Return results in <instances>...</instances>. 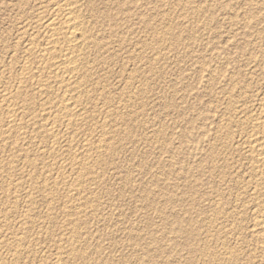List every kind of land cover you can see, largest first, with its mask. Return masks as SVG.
<instances>
[{
	"label": "rangeland",
	"instance_id": "1",
	"mask_svg": "<svg viewBox=\"0 0 264 264\" xmlns=\"http://www.w3.org/2000/svg\"><path fill=\"white\" fill-rule=\"evenodd\" d=\"M74 1L90 37L83 51L86 116L74 129L58 128L55 141L39 126L56 113L64 88L41 90L21 69L37 68L30 44L44 42L39 24L65 0H0V105L1 93L13 92L22 76L18 104L32 105L21 121L27 143L0 142V164L13 165L7 175L0 172V264H264V227L258 240L253 227L264 195L251 200L260 169L245 143L252 132L247 121L264 104V0ZM18 244L24 247L15 257ZM71 246L77 260L66 258Z\"/></svg>",
	"mask_w": 264,
	"mask_h": 264
},
{
	"label": "bare ground",
	"instance_id": "2",
	"mask_svg": "<svg viewBox=\"0 0 264 264\" xmlns=\"http://www.w3.org/2000/svg\"><path fill=\"white\" fill-rule=\"evenodd\" d=\"M53 1V0H52ZM80 1V0H79ZM82 2V1H81ZM126 3V2H125ZM78 3L75 2L74 0H65V2L59 6H55V8H52V13L49 14L50 16H48L47 19H45V21L41 24H39V29L37 28V25H36V28L38 30H40L39 32H42L43 35H44V42L41 44V45H35L36 43H34L32 40L31 44L30 42H28L30 44V48H29V52L35 56L37 58V68H33V65L31 66L30 64L29 65H25L24 64V67L21 69V72L23 73L22 75H24V78L25 80L28 79V80H33L35 81V79H37V84L40 86L39 89L42 87L43 89H51L52 86L54 85H58L60 86L61 88H64V94H62L58 99L57 101L52 104H54V108H56V113L53 114L51 111L50 113L52 114H48L47 116H43L42 118V121L44 120V122L42 123H45V124H42L40 127V131H44V132H47L49 135L51 140H57V137L59 135L56 134V131L58 130V128H61L62 126H65V127H70V128H73V127H78V125L80 124L81 121H83L85 118L84 116V104H83V98L86 96V93H87V87H86V83H83V79L86 80V78H88V74L86 73L85 69H84V66H83V58L84 57V49H86L87 45H88V42L90 40V37L88 36L89 33H88V29L86 27V24L84 22V18L81 14V11L82 9L80 10V8L78 7L77 5ZM82 4V3H81ZM112 5V4H111ZM86 7V6H85ZM91 7V6H90ZM125 12V11H124ZM108 13V12H107ZM200 13V12H199ZM111 14V13H110ZM44 15V14H43ZM105 15V14H104ZM85 16V14H84ZM88 16V14H87ZM114 16V15H113ZM112 16V17H113ZM108 17H111V15L108 14ZM106 18V17H105ZM40 19V18H39ZM84 19V20H83ZM112 19V18H111ZM108 20V19H107ZM43 21V20H42ZM41 21V22H42ZM109 21V20H108ZM114 22V21H113ZM171 24V23H170ZM169 26V25H168ZM171 26V25H170ZM93 27V26H92ZM175 27V26H174ZM90 28V27H89ZM36 29V30H37ZM93 29V28H92ZM171 29V28H170ZM37 30V31H38ZM90 31V30H89ZM37 32V34L39 33ZM41 33V35H42ZM96 33V32H95ZM98 33V32H97ZM28 34V33H27ZM40 34V33H39ZM96 35V34H95ZM179 35V34H178ZM26 36V35H25ZM32 37V36H31ZM36 37V36H35ZM43 37V36H42ZM173 37V36H172ZM171 39H175V37H173ZM22 38V37H21ZM30 38V37H29ZM106 38V37H105ZM174 39L172 41H174ZM42 40V41H43ZM183 40V39H182ZM117 42V41H116ZM115 42V43H116ZM175 42V41H174ZM181 42V41H180ZM183 42V41H182ZM178 43V42H176ZM110 44V43H109ZM91 45V44H90ZM89 45V47H90ZM179 45V44H178ZM29 46V45H28ZM180 48V47H179ZM28 49V48H26ZM150 49V48H149ZM11 50V49H10ZM87 50V49H86ZM90 50V49H89ZM21 54V53H20ZM89 54V53H88ZM27 56V55H26ZM15 57V56H13ZM25 57V56H24ZM90 57V56H89ZM31 59H29L30 61ZM36 60V59H35ZM33 61V60H32ZM31 62V61H30ZM36 63V62H35ZM16 64V63H15ZM33 64V63H32ZM21 65V64H20ZM89 65V63H88ZM36 66V65H35ZM36 71H35V70ZM9 70V69H8ZM92 71V70H91ZM91 73V72H90ZM93 73V72H92ZM12 74V73H11ZM4 75V74H3ZM19 77V76H18ZM27 77V78H26ZM90 77V76H89ZM92 77V76H91ZM24 78L22 76V79L20 78V81H24ZM14 79V78H13ZM10 80V79H9ZM98 80V79H97ZM144 80V79H143ZM21 81V84H19L17 86V88L13 91V92H7V91H3L5 94L4 96H2L3 94L1 93V98L3 97V101L1 102V105H2V109H3V114H5L6 116V119L5 120H1L0 119V142H6L7 140L10 139H13V137H15L16 141H21L22 139H27V133L26 131L24 133H22V126H21V123H24V122H21L22 119L25 117V111L27 108L30 109L32 107V105H26L27 108H24L22 106H20V103L18 104L19 100H23L24 98V95L23 94V82ZM83 81V82H82ZM28 82V81H27ZM25 82V83H27ZM36 82V81H35ZM92 82V81H91ZM20 83V82H19ZM32 82H30L31 84ZM36 84V85H37ZM28 85V84H27ZM35 86V85H34ZM14 87V86H13ZM25 88V87H24ZM32 88V87H31ZM41 88V90H43ZM56 88V87H55ZM59 88V87H58ZM96 88H99V87H96ZM133 88V87H132ZM30 89V88H29ZM54 89V88H53ZM100 89V88H99ZM3 90V89H2ZM28 90V89H27ZM56 91V90H55ZM59 91V90H58ZM91 91V90H90ZM93 91V90H92ZM132 91V90H131ZM135 91V90H134ZM124 92V91H123ZM40 93V92H39ZM61 93V92H60ZM96 93V91H95ZM99 93V92H98ZM97 93V94H98ZM133 93V92H132ZM38 94V93H37ZM49 94V93H48ZM125 94V93H124ZM39 95V94H38ZM60 95V94H59ZM127 95V94H126ZM134 95V94H133ZM33 96V95H32ZM43 96H45L43 94ZM58 96V95H57ZM137 96V95H136ZM48 97V96H47ZM120 97V96H119ZM138 97V96H137ZM38 98V97H36ZM45 98V97H44ZM43 98V99H44ZM101 98V97H100ZM111 98V97H110ZM127 98V97H126ZM130 98V97H129ZM30 99V98H29ZM50 99V98H48ZM33 99H31L32 101ZM98 100V99H97ZM132 100V99H131ZM30 101V100H29ZM30 101V102H31ZM40 101V100H39ZM55 101V100H54ZM53 101V102H54ZM103 101V100H102ZM111 101V100H110ZM48 102V100H47ZM50 102V101H49ZM85 102V101H84ZM96 102V100H95ZM100 102V101H99ZM109 102V101H108ZM130 102V101H129ZM263 102V101H262ZM24 103V102H23ZM23 103H21V105H23ZM91 103V102H90ZM126 103V102H125ZM49 104V103H48ZM0 105V106H1ZM36 105V104H35ZM88 105V104H87ZM91 105V104H89ZM96 105V104H95ZM99 105V104H98ZM109 105V104H107ZM120 105V104H119ZM263 105V108L261 107V112L255 116H253L251 119H249V121H247V125L248 128L250 127L251 128V134L246 138L245 140V143L248 145V151L247 153L249 154L247 157L249 160H251V162L254 164V168H257V169H260V172L257 174V182H256V185L255 187L253 188L252 190V193H251V200L252 202L254 201L253 205L256 204L255 202H258L261 200V198L263 197L264 195V104ZM25 106V105H24ZM34 106V105H33ZM53 106V105H51ZM113 106V105H112ZM245 106V105H243ZM46 107V106H45ZM115 107V106H114ZM113 107V108H114ZM129 107V106H128ZM1 108V107H0ZM53 108V107H52ZM107 108V107H106ZM112 108V107H111ZM122 108V107H121ZM135 108V107H134ZM32 109V108H31ZM88 109V108H87ZM85 108V110H87ZM94 109V107H93ZM105 109V108H104ZM123 109V108H122ZM33 110H34V107H33ZM50 110V109H48ZM46 109V111H48ZM106 110V109H105ZM108 110V109H107ZM111 110V109H110ZM2 111V110H1ZM40 111V110H39ZM43 112L45 110H42ZM89 111V110H88ZM34 112V111H33ZM91 112V111H90ZM102 112V111H101ZM111 112V111H110ZM115 112V111H114ZM120 112V111H119ZM1 113V112H0ZM29 113V112H28ZM32 113V112H31ZM36 113V112H34ZM41 113V112H40ZM95 113V112H93ZM105 113V112H104ZM125 113V112H123ZM30 114V113H29ZM42 114H45V113H42ZM41 114V115H42ZM109 114V113H108ZM113 114V113H112ZM127 114V113H126ZM36 114H34L35 116ZM129 115V114H128ZM3 116V115H2ZM39 116V114H38ZM97 116V115H96ZM101 116V115H100ZM112 116V115H110ZM251 116V115H250ZM31 117V116H29ZM28 117V118H29ZM99 117V116H98ZM97 117V118H98ZM107 117V116H106ZM125 117V116H124ZM27 118V119H28ZM32 119L34 118L33 117V114H32ZM30 118V119H31ZM94 118H95V115H94ZM114 118V116H113ZM118 118V117H117ZM250 118V117H249ZM4 119V118H2ZM29 119V120H30ZM31 119V120H32ZM35 119V118H34ZM39 119H41V117H39ZM38 119V120H39ZM88 119V118H87ZM91 119V118H90ZM107 119V118H106ZM105 119V120H106ZM116 119V118H115ZM124 119V118H123ZM231 119V118H230ZM28 120V121H29ZM111 120V119H110ZM117 120V119H116ZM86 121V120H85ZM89 121V120H88ZM92 121V120H90ZM96 121V120H95ZM31 122V121H29ZM28 122V123H29ZM87 122V121H86ZM102 122V121H101ZM124 122V121H123ZM243 122V121H242ZM85 123V122H84ZM89 123V122H88ZM111 123V122H110ZM246 122H244L245 124ZM94 124V123H93ZM103 124V123H102ZM220 124V123H219ZM35 125V124H34ZM33 125V126H34ZM38 125V124H37ZM40 125V124H39ZM81 125V124H80ZM87 125V124H86ZM95 125V124H94ZM24 126V125H23ZM89 126V125H88ZM91 126V125H90ZM106 126V125H104ZM112 126V125H111ZM121 126V124H120ZM238 126V125H237ZM27 127V126H26ZM38 127V126H37ZM35 127V128H37ZM38 127V128H39ZM86 127V126H85ZM247 127V126H246ZM25 128V127H24ZM32 128V127H31ZM34 128V129H35ZM63 129V128H62ZM74 129V128H73ZM85 129V128H83ZM96 129V128H95ZM120 129V128H119ZM28 130V128H27ZM33 130V128H32ZM106 130V129H105ZM117 130V129H116ZM250 130V129H249ZM36 131V130H35ZM39 131V130H38ZM39 131V133H40ZM90 131V130H89ZM98 131V130H97ZM243 131V130H242ZM43 132V133H44ZM59 132V131H58ZM69 132V131H68ZM118 132V131H117ZM26 133V134H25ZM30 133V132H29ZM32 133V132H31ZM34 133V132H33ZM38 133V134H39ZM71 133V132H70ZM86 133V132H85ZM98 133V132H97ZM101 133V132H100ZM112 133V132H111ZM245 133V132H244ZM249 133V132H248ZM35 134V133H34ZM42 134V133H41ZM69 134V133H68ZM82 134V133H81ZM108 133L106 134H102L103 135V139L106 138ZM25 135V136H24ZM43 135V134H42ZM45 135V134H44ZM57 135V136H56ZM62 135V134H61ZM64 135V133H63ZM86 135V134H85ZM88 135V134H87ZM95 135V133L93 134ZM36 136V135H35ZM71 136V134H70ZM77 136V135H76ZM111 136V135H110ZM114 136V135H113ZM116 136V135H115ZM26 137V138H25ZM33 137V135H32ZM44 137V136H43ZM46 137V136H45ZM66 137V136H65ZM82 137V136H81ZM85 137V136H84ZM93 137V136H91ZM109 137V136H108ZM119 137V136H118ZM63 138V137H62ZM87 138V137H86ZM31 138H29L30 140ZM34 139V138H33ZM39 139V138H38ZM61 139V138H59ZM58 139V140H59ZM65 139V138H64ZM63 139V140H64ZM70 139V138H69ZM89 139V138H87ZM96 139V138H95ZM28 140V141H29ZM62 140V141H63ZM74 140V139H72ZM86 140V139H85ZM84 140V141H85ZM8 141V142H10ZM33 141V140H32ZM38 141V140H37ZM48 141L49 138H48ZM55 141H53V143H55ZM71 141V140H70ZM88 141V140H86ZM90 141L91 138H90ZM106 141L103 140L101 142H104ZM15 142V141H14ZM22 143L24 142L21 141ZM26 142V141H25ZM24 142V143H25ZM46 142V141H45ZM74 142V141H72ZM79 142V141H78ZM96 142V141H95ZM107 142V141H106ZM110 142V141H109ZM7 143V142H6ZM27 143V142H26ZM31 143V142H30ZM39 143V142H38ZM37 143V144H38ZM52 143V142H51ZM69 143V142H68ZM71 143V142H70ZM76 143V142H75ZM105 143V142H104ZM36 144V145H37ZM41 144V142H40ZM39 144V148L42 146ZM43 144V143H42ZM58 144V143H57ZM67 144V143H66ZM77 144V143H76ZM83 144V142H82ZM86 144V142H85ZM95 144V143H93ZM101 144V143H99ZM98 144V145H99ZM106 144V143H105ZM4 145V144H3ZM6 145V144H5ZM4 145V146H5ZM30 145V144H29ZM32 145V144H31ZM35 145V144H33ZM35 145V146H36ZM56 144H54L55 146ZM59 145H60V142H59ZM58 145V146H59ZM71 145V144H68V146ZM74 145V144H73ZM84 145V144H83ZM89 145V143H88ZM107 145V144H106ZM16 146V145H15ZM48 146V144L46 145ZM72 146V145H71ZM93 146V145H92ZM96 146V145H95ZM101 146V145H100ZM13 147V146H12ZM22 148V146H20ZM26 147V146H24ZM30 147V146H29ZM43 147V146H42ZM45 147V146H44ZM62 147V146H61ZM80 147V146H79ZM88 147V146H87ZM86 147V148H87ZM115 147V146H114ZM14 148V147H13ZM20 148V149H21ZM28 148V147H27ZM32 148V147H31ZM35 148V147H34ZM39 148L37 150H39ZM49 149V147H46ZM52 148V147H51ZM59 148V147H58ZM63 148V147H62ZM73 148V147H71ZM89 148V147H88ZM91 148V147H90ZM89 148V149H90ZM97 148V147H96ZM101 150L103 151V149L106 148V146H104V144H102V147H100ZM33 149V148H32ZM36 149V148H35ZM44 149V148H41V150ZM56 149V148H55ZM82 149V148H81ZM24 150V149H23ZM54 150V149H53ZM74 150V149H73ZM72 150V151H73ZM98 150L99 147H98ZM246 150V149H245ZM3 151V150H2ZM1 151V152H2ZM8 151V150H7ZM45 151V150H44ZM47 151V150H46ZM52 151V150H51ZM58 151V150H57ZM67 151V150H66ZM69 151V149H68ZM71 151V150H70ZM87 151V150H86ZM93 151V150H92ZM95 151V150H94ZM97 151V150H96ZM101 151V152H102ZM110 151V150H109ZM19 152V151H18ZM39 152V151H37ZM48 152V151H47ZM55 152V151H54ZM63 152V151H62ZM91 152V151H90ZM245 152V151H244ZM14 153V151H13ZM43 153V152H42ZM77 153V152H76ZM92 153V152H91ZM90 153V154H91ZM94 153V152H93ZM96 153V152H95ZM113 153V152H111ZM1 154V153H0ZM3 154V153H2ZM52 154V153H51ZM65 154V153H64ZM75 154V153H74ZM78 154V153H77ZM76 154V155H77ZM84 154V153H83ZM86 154V153H85ZM11 155V154H9ZM25 155V154H23ZM28 155V154H27ZM44 155V154H43ZM87 157L89 156L88 154H86ZM1 156V155H0ZM36 156V155H35ZM42 156V155H41ZM65 156V155H64ZM71 156V155H70ZM75 156V155H73ZM93 156V155H91ZM95 156V155H94ZM94 156L93 158H91L92 160H94ZM98 155H96L95 159H98L100 157H97ZM100 156V155H99ZM102 156V155H101ZM6 157V156H5ZM28 157V156H27ZM49 157H51L49 155ZM72 157V156H71ZM80 157V156H79ZM86 157V158H87ZM110 157V156H109ZM3 158V157H2ZM12 158V157H11ZM14 158V157H13ZM19 158V157H18ZM34 158V156H33ZM31 158V159H33ZM46 158V157H45ZM73 158V157H72ZM15 159V158H14ZM24 159V158H23ZM37 159V158H36ZM53 159V158H52ZM60 159V158H59ZM82 159H84L85 161V157H83ZM89 160H91L90 158H87ZM103 159V158H102ZM246 159V158H245ZM91 160V161H92ZM106 160V159H104ZM11 161V160H9ZM18 161V160H17ZM70 161H72L73 165H81V166H77V167H82L81 169L82 170H85V171H89L90 170V166L86 165L85 162H81L80 160H72L70 159ZM69 161V162H70ZM83 161V160H82ZM98 161V160H97ZM96 161V163L98 164V162ZM103 161V160H102ZM21 162V161H20ZM32 162V161H31ZM36 162V161H35ZM34 162V163H35ZM94 162V161H93ZM106 162V161H105ZM109 162V161H108ZM13 163V162H12ZM15 163V162H14ZM37 163V162H36ZM46 163V161H45ZM48 163V162H47ZM87 163V162H86ZM89 163V162H88ZM111 163V162H110ZM10 164V163H9ZM9 164H6L5 161L4 163L0 164V172L2 174H4L7 170V167L9 166ZM54 164V163H53ZM62 164V163H61ZM65 164V163H64ZM12 165V164H11ZM10 165V166H11ZM30 164H28L29 166ZM60 165V164H59ZM58 165V166H59ZM66 165V164H65ZM69 165V164H68ZM109 165V164H108ZM9 166V167H10ZM13 166V165H12ZM11 166V167H12ZM96 166V165H94ZM99 166V165H98ZM37 167V166H36ZM44 167V166H43ZM50 167V166H49ZM61 167V166H60ZM65 167V166H64ZM106 167V166H105ZM19 168V167H18ZM31 168V167H30ZM29 168V170H30ZM34 168V166H33ZM67 168V167H66ZM10 169V168H9ZM43 169V168H42ZM51 169V168H50ZM56 169V168H55ZM70 169V168H69ZM68 169V170H69ZM103 169V168H102ZM16 170V169H15ZM35 170V169H34ZM79 170V169H78ZM97 169H95L96 171ZM100 170V169H99ZM98 170V171H99ZM14 170H12L13 172ZM33 171V170H32ZM31 171V172H32ZM52 171V170H51ZM71 171V170H70ZM105 171V170H104ZM42 172V171H41ZM60 172V171H59ZM15 173V172H14ZM47 173V172H46ZM61 173V172H60ZM90 173V172H89ZM100 173V171H99ZM255 173V172H254ZM2 174L0 175L1 178L3 177ZM7 175V173H5ZM48 174V173H47ZM64 174V173H63ZM73 174V173H72ZM78 174V173H77ZM91 174V173H90ZM89 174V175H90ZM97 174V173H96ZM103 174V173H102ZM10 175V174H9ZM49 175V174H48ZM47 175V176H48ZM81 175V174H80ZM79 175V176H80ZM84 175V174H83ZM87 175V174H86ZM42 176V175H41ZM56 176H58L56 174ZM103 176V175H102ZM232 176V175H231ZM9 177V176H8ZM7 177V178H8ZM28 177H31V176H28ZM43 177V176H42ZM67 177V176H65ZM83 177V176H81ZM233 177V176H232ZM14 178V176H13ZM33 178V177H32ZM71 178V177H70ZM79 178V177H78ZM96 178V177H95ZM101 178V177H100ZM103 178V177H102ZM15 179V178H14ZM47 179V178H46ZM54 179V178H53ZM79 179H82V178H79ZM253 179V178H252ZM251 179V180H252ZM1 180V179H0ZM4 180V179H3ZM43 180V179H42ZM45 180V179H44ZM67 180V179H66ZM9 183H10V180H8ZM7 181V182H8ZM76 181V179H75ZM90 181V180H89ZM37 182V181H36ZM46 182V181H45ZM62 182V181H61ZM73 182V180H72ZM91 182V181H90ZM94 182V181H93ZM41 183V182H40ZM83 183V182H82ZM103 183V182H102ZM236 183V182H235ZM1 184V183H0ZM5 184V183H4ZM3 184V185H4ZM35 184V183H34ZM37 184V183H36ZM64 184V183H63ZM84 184V183H83ZM95 184V183H94ZM2 185V186H3ZM7 185H10V184H7ZM39 185V184H38ZM76 185V184H74ZM73 185V186H74ZM96 185V184H95ZM94 185V186H95ZM37 186V185H36ZM35 186V187H36ZM46 186V185H45ZM52 186V185H51ZM50 186V187H51ZM55 186V185H54ZM78 186V185H77ZM92 186V185H91ZM15 187V186H14ZM19 187V186H18ZM17 187V188H18ZM31 187V186H30ZM59 187V186H58ZM72 187V186H71ZM86 187V186H85ZM90 187V186H89ZM6 188V186H5ZM9 188V187H8ZM7 188V189H8ZM34 188V187H32ZM66 188V187H65ZM78 190V187H76ZM91 188V187H90ZM89 188V189H90ZM94 188V187H93ZM97 188V187H96ZM247 188V187H246ZM83 189V188H82ZM81 189V190H82ZM25 190V189H23ZM39 190V189H38ZM41 190V189H40ZM55 190V189H54ZM60 190V189H59ZM62 190V189H61ZM60 190V191H61ZM80 190V189H79ZM91 190V189H90ZM250 190V189H249ZM14 191V190H13ZM74 191V189H73ZM97 191V190H96ZM9 192V191H8ZM11 192V191H10ZM49 192V191H48ZM78 192V191H75V193ZM248 192V191H247ZM16 193V192H15ZM39 193V192H38ZM36 193V194H38ZM42 193V192H41ZM46 193V192H44ZM89 193V192H88ZM93 193V192H91ZM241 193V192H240ZM14 194V193H13ZM32 194H33V191H32ZM34 194V195H36ZM51 195V193H49ZM57 194V193H56ZM78 194V193H77ZM10 195V194H9ZM20 195V194H19ZM25 195V194H24ZM64 195V194H63ZM82 195V194H81ZM80 195V196H81ZM229 195V194H228ZM249 195V194H248ZM15 196V195H14ZM26 196V195H25ZM29 196V195H28ZM31 196V195H30ZM29 196V197H30ZM54 196V195H53ZM247 196V195H245ZM17 197V196H16ZM21 197V196H20ZM49 197V196H48ZM51 197V196H50ZM73 197V196H72ZM79 197V195H78ZM93 197V196H92ZM52 198V197H51ZM68 198V197H67ZM71 198V197H70ZM84 198V197H83ZM98 198V197H97ZM241 198V196H240ZM6 199V198H5ZM42 200V198H40ZM39 199V200H40ZM75 199V198H74ZM96 199V198H95ZM217 199V198H216ZM245 199V198H244ZM29 200V198H28ZM69 200V199H68ZM86 200V199H85ZM99 200V199H98ZM97 200V201H98ZM241 200V199H240ZM239 200V201H240ZM95 201V200H94ZM237 201V200H236ZM19 202V201H18ZM29 202V201H28ZM33 202V201H32ZM35 202V201H34ZM56 202V201H55ZM62 202V201H61ZM99 202V201H98ZM250 202V201H249ZM17 203V202H15ZM37 203V202H36ZM53 203V202H52ZM80 203V202H79ZM90 203V202H89ZM92 203V202H91ZM94 203V202H93ZM97 203V202H96ZM248 204V202H245ZM12 204V202H11ZM60 204V203H59ZM236 204V203H235ZM37 205V204H36ZM40 205V204H38ZM42 205V204H41ZM46 205V204H45ZM91 205V204H90ZM93 205V204H92ZM44 206V205H43ZM81 206V205H80ZM97 206V205H95ZM99 206V205H98ZM97 206V207H98ZM219 206V205H217ZM247 206V205H246ZM264 206V204H263ZM263 206L258 203V205H256V208H254L253 210V215L256 216V219L255 221L253 220L254 223V229L256 230L255 232L257 233V240L259 239L258 237L260 236V233L259 231L257 230H262L263 227H264V217L262 218V214H263ZM38 207V206H37ZM58 207V206H57ZM69 207V206H68ZM72 207V206H71ZM70 207V208H71ZM82 207V206H81ZM245 207V206H244ZM253 207V206H252ZM2 208V206H1ZM49 208V207H48ZM83 208V207H82ZM85 208V207H84ZM88 208V207H87ZM250 208V207H249ZM10 209V208H9ZM21 209V208H20ZM32 209V207H31ZM66 209V208H65ZM69 209V208H68ZM12 210V209H11ZM10 210V212H11ZM67 210V209H66ZM65 210V211H66ZM80 210V208H79ZM86 210V208H85ZM93 210V208H92ZM96 210V209H95ZM247 210V209H246ZM88 211V210H87ZM250 211V210H249ZM46 212V211H45ZM49 212V211H48ZM53 212V211H52ZM68 212V211H67ZM80 212V211H79ZM85 212V211H84ZM242 212V211H241ZM21 213V212H20ZM34 213V212H33ZM65 212H63L64 214ZM7 214V213H6ZM71 214V213H70ZM85 214V213H84ZM82 214V215H84ZM89 214V213H88ZM239 214V213H238ZM46 215H47V212H46ZM218 215V214H217ZM264 215V214H263ZM2 216V215H1ZM10 216V215H9ZM8 216V217H9ZM77 216V214H76ZM261 216V217H260ZM29 217V215L27 216ZM33 217V216H32ZM39 217V216H38ZM45 217V216H44ZM43 217V218H44ZM65 217V215H64ZM82 217V216H81ZM241 217V215H240ZM246 217V216H245ZM5 218V217H4ZM25 218V217H24ZM46 218V217H45ZM51 218V217H50ZM72 218V217H71ZM76 218V217H75ZM260 218V219H259ZM2 219V218H1ZM6 219V218H5ZM18 219V218H17ZM54 219V217H53ZM52 219V220H53ZM65 219V218H64ZM74 219V218H73ZM81 219V218H79ZM78 219V220H79ZM211 219V217H210ZM239 219V218H238ZM14 220V219H13ZM37 220V219H36ZM233 220V219H232ZM244 220V219H243ZM7 221V220H6ZM16 221V220H15ZM43 221V220H41ZM235 221V220H234ZM237 221V220H236ZM27 222V221H26ZM30 222V221H29ZM40 222V221H38ZM51 222V221H50ZM245 222V221H244ZM52 223V222H51ZM70 223V222H69ZM229 223V222H228ZM16 224V223H15ZM23 224V223H22ZM29 224V223H28ZM39 224V223H38ZM17 225V224H16ZM36 225V224H35ZM42 225V224H41ZM64 225V224H63ZM72 225V224H71ZM79 225V224H77ZM208 225V224H207ZM210 225V224H209ZM234 225V224H233ZM244 225V224H243ZM30 226V225H29ZM32 226V225H31ZM239 226V225H238ZM11 227V226H10ZM15 227V226H14ZM23 227V226H22ZM37 227V226H36ZM73 227V226H72ZM2 228H4L2 226ZM9 228V227H7ZM70 228V227H69ZM76 228V227H75ZM80 228V227H79ZM87 228V227H86ZM5 229V228H4ZM14 229V228H13ZM25 229V228H23ZM62 229V228H61ZM71 229V228H70ZM232 229V228H231ZM237 229V228H236ZM3 230V229H2ZM6 230V229H5ZM12 230V229H11ZM18 230V229H17ZM21 230V229H20ZM30 230V229H29ZM39 230V228H38ZM45 230V229H44ZM63 230V229H62ZM74 230V229H73ZM53 231V230H52ZM244 231V230H243ZM263 231V230H262ZM2 232V231H1ZM13 232V231H12ZM34 232V231H33ZM79 232V231H78ZM253 231V233H255ZM16 233V232H15ZM30 233V232H29ZM39 233V232H38ZM44 233V232H43ZM42 233V234H43ZM53 233V232H52ZM81 233V232H80ZM88 233V231H87ZM255 233V234H256ZM264 233V232H263ZM8 234V233H7ZM33 234V233H32ZM62 234V233H61ZM75 234V233H74ZM233 234V233H232ZM9 235V234H8ZM11 235V234H10ZM37 235V234H36ZM46 235V234H45ZM72 235V234H71ZM14 236V235H13ZM19 236V235H18ZM51 236V235H50ZM64 236V234H63ZM80 236V235H79ZM78 236V238H79ZM228 236V235H226ZM7 237V236H6ZM9 237V236H8ZM7 237V238H8ZM24 237V236H23ZM33 237V236H31ZM83 237V236H82ZM207 237V236H206ZM237 237V236H236ZM16 238V236H15ZM20 238V237H19ZM34 238V237H33ZM32 238V239H33ZM77 238V237H76ZM85 238V237H84ZM211 238V237H210ZM261 238V237H260ZM18 239V238H17ZM24 239V238H23ZM22 239V240H23ZM29 239V238H28ZM62 239V237H61ZM75 239V238H74ZM208 239V238H207ZM206 239V240H207ZM64 240V239H63ZM61 240V241H63ZM70 241V239H68ZM78 240V239H77ZM80 240V239H79ZM78 240V241H79ZM1 241V240H0ZM72 241V240H71ZM87 241V240H86ZM208 241V240H207ZM244 241V240H243ZM24 242V241H23ZM52 242V241H51ZM4 243V242H3ZM7 243V242H5ZM11 243V242H10ZM18 243V242H17ZM21 243V242H20ZM25 243V242H24ZM27 243V242H26ZM64 243V242H63ZM62 243V244H63ZM74 243V242H73ZM76 243V242H75ZM14 244V243H13ZM22 244V243H21ZM40 244V243H39ZM58 244V243H57ZM79 244V243H78ZM257 244V243H256ZM9 245V243H8ZM7 245V247H8ZM19 245V244H18ZM15 245V248H14V245H13V249H14V255L15 257H17L20 253H21V248H23L21 245ZM24 245V244H23ZM32 245V244H31ZM60 245V244H59ZM71 245V244H70ZM260 245V244H259ZM11 246V245H10ZM9 246V247H10ZM21 246V247H20ZM35 246V245H34ZM79 246V245H78ZM87 246V245H86ZM208 246V245H207ZM236 246V245H235ZM62 247V246H61ZM64 247V246H63ZM68 247V246H67ZM82 247V246H81ZM225 247V246H224ZM254 247V246H253ZM3 248V247H2ZM31 248V247H30ZM256 248V247H255ZM259 248V247H258ZM264 248V247H263ZM9 249V248H8ZM11 249V248H10ZM229 249V248H228ZM5 250V249H4ZM61 250V249H60ZM59 250V251H60ZM80 250V249H79ZM85 250V249H84ZM84 250H81V251H84ZM96 250V249H95ZM9 251V250H8ZM25 252V249L23 250ZM35 251V250H34ZM58 251V250H56ZM76 251H78L77 249H74V246H71L69 248V252H71V255L70 257H66L67 260L70 259L69 261H71L72 259H76L78 258V254H76ZM234 251V250H233ZM237 251V250H235ZM239 251V250H238ZM13 252V251H11ZM10 252V253H11ZM30 252V251H29ZM65 252V250H64ZM78 253V252H77ZM79 253H81L79 251ZM231 253V252H230ZM23 254V253H22ZM54 254V253H53ZM64 254V253H63ZM67 254V253H66ZM236 254V253H235ZM255 254V253H254ZM13 255V256H14ZM31 255V254H30ZM35 255V254H34ZM62 255V254H60ZM65 255V254H64ZM78 257H77V256ZM83 256V254H81ZM223 255V254H222ZM9 256V255H8ZM55 256V255H54ZM59 256V254H58ZM199 256V255H198ZM230 256V255H229ZM242 256V255H241ZM30 257V256H29ZM62 257V256H61ZM60 257V258H61ZM65 257V256H64ZM76 257V258H75ZM234 257V256H233ZM264 257V256H263ZM14 258V257H12ZM19 258V257H18ZM22 258V257H21ZM26 258V256H25ZM59 258V260H60ZM80 258V257H79ZM83 258V257H82ZM215 258V257H214ZM229 258V257H228ZM232 258V257H231ZM15 259V258H14ZM64 260H66L65 258H62ZM236 259V257H235ZM23 260V259H22ZM77 260V259H76ZM229 260V259H228ZM232 260V259H231ZM248 260V259H247ZM252 260V259H251ZM255 260V259H254ZM12 261V260H11ZM62 261V260H60ZM8 262V261H7ZM217 262V261H216ZM39 263V262H38ZM51 263V262H50ZM57 263V262H56ZM64 263V261H63ZM69 263V262H68ZM213 263V262H212ZM251 263V262H250ZM249 263V264H250ZM10 264V263H9ZM30 264V263H29ZM33 264V263H32ZM46 264V263H45ZM48 264V263H47ZM76 264V262H75ZM81 264V263H80ZM109 264V263H108ZM252 264V263H251ZM260 264V263H259Z\"/></svg>",
	"mask_w": 264,
	"mask_h": 264
}]
</instances>
